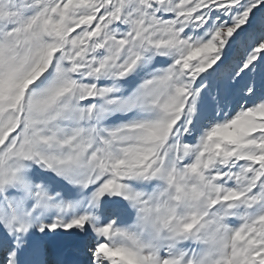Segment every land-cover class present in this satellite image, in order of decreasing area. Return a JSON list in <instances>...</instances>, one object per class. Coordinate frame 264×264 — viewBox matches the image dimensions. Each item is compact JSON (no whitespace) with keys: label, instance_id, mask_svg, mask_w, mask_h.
I'll list each match as a JSON object with an SVG mask.
<instances>
[{"label":"snow or ice","instance_id":"snow-or-ice-1","mask_svg":"<svg viewBox=\"0 0 264 264\" xmlns=\"http://www.w3.org/2000/svg\"><path fill=\"white\" fill-rule=\"evenodd\" d=\"M0 264H264V0H0Z\"/></svg>","mask_w":264,"mask_h":264}]
</instances>
